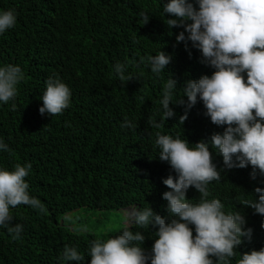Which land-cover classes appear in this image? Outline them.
Instances as JSON below:
<instances>
[{"label": "trees", "instance_id": "trees-1", "mask_svg": "<svg viewBox=\"0 0 264 264\" xmlns=\"http://www.w3.org/2000/svg\"><path fill=\"white\" fill-rule=\"evenodd\" d=\"M167 2L0 0V11L11 9L16 15L15 26L0 34V67L18 65L24 73L17 96L0 101V140L9 148L0 151V168L31 163L25 181L29 194L44 208L41 212L27 205L10 207L11 224L0 226V264H90L91 241L115 237L124 226L108 235L72 229L63 216L77 207L119 209L136 204L137 209L151 207L166 222L173 218L162 198L170 191L163 180L176 174L159 159L155 133L179 136L194 147L213 133L223 134L224 127L211 122L199 98L182 125L178 122L185 107L179 104H170L175 115L162 128L148 123L150 117L161 119L162 87L170 75L178 82L175 102L186 81L215 71L201 62L202 54L191 42L187 49L184 42H177L184 29H169L164 23L173 18L163 12ZM191 2L198 8L195 0ZM141 13L149 15L147 24ZM160 50L171 61L157 76L147 57ZM117 62L126 65L125 76L131 80L119 79L113 70ZM49 77H58L71 91L69 107L52 117L39 112ZM183 99L187 102L186 96ZM125 118L136 127L122 128ZM215 153L213 149L212 157ZM213 161L221 179L208 185V198L219 199L226 213L239 211L244 229H252L251 239L242 237L236 249L231 260L236 264L244 252L264 248V216L242 205L244 199L258 198L254 189H264V176L257 173L253 180L251 165L227 169L222 158ZM186 196L193 203L200 199L194 187ZM17 223L23 230L14 240L8 227ZM130 230L141 231L142 247L150 254L158 226ZM65 245L75 247L84 260L64 261Z\"/></svg>", "mask_w": 264, "mask_h": 264}, {"label": "clouds", "instance_id": "clouds-1", "mask_svg": "<svg viewBox=\"0 0 264 264\" xmlns=\"http://www.w3.org/2000/svg\"><path fill=\"white\" fill-rule=\"evenodd\" d=\"M169 0L163 4L169 29L183 28L177 42H188L202 54V63L214 68L211 76L188 80L182 87L183 95L173 102L177 80L172 75L163 83L160 104L163 113L159 122L149 118L152 128L160 129L164 121L175 115L170 104L184 105L185 114L178 124L187 120L188 110L198 101L206 108L205 115L211 122L224 127L223 134L213 133L208 140H201L190 147L186 139L169 134L155 133L159 147V159L169 163L175 177L163 180L170 191L163 193L168 202L167 210L173 217L170 222L156 214L151 207L125 210V226L115 237L97 238L91 241L88 256L90 264H231L242 237L251 239L252 229L245 230L244 216L239 212L224 211L219 199H209L208 185L221 179L213 159L222 158L227 169L252 167L253 180L257 173L264 176V0ZM143 25L149 21L147 13H141ZM16 24L14 10L0 11V34ZM187 33V36L185 35ZM171 35V32L169 33ZM141 57L140 62L143 63ZM150 70L157 76L165 70L171 56L159 51L147 57ZM114 72L123 81L126 65L117 62ZM246 73V79L244 74ZM24 73L18 65L0 67V101L7 103L18 93V84ZM187 97V102L183 97ZM71 91L57 78L49 77L39 108L41 115L55 116L69 107ZM15 108V104H13ZM121 127L134 129L136 125L125 118ZM215 154L212 157V151ZM0 151H9L0 140ZM31 163L15 164L12 170L0 168V226L13 220L10 207L27 205L43 212L41 202L29 194L25 177ZM194 187L200 193L198 202L187 199V191ZM258 198L244 199L242 205L251 207L264 216V189H254ZM129 206V207H130ZM156 227V238L151 253L146 254L141 231ZM194 226L195 235H193ZM264 226V225H262ZM22 224L8 227L14 240L20 239ZM64 261L81 262L84 256L77 249L65 245L61 257ZM215 258V259H213ZM236 264H264V248L244 252Z\"/></svg>", "mask_w": 264, "mask_h": 264}, {"label": "rangeland", "instance_id": "rangeland-1", "mask_svg": "<svg viewBox=\"0 0 264 264\" xmlns=\"http://www.w3.org/2000/svg\"><path fill=\"white\" fill-rule=\"evenodd\" d=\"M119 209H98L92 207H77L64 214L63 219L72 229L90 230L108 235L116 229L125 226V210H131L134 205Z\"/></svg>", "mask_w": 264, "mask_h": 264}]
</instances>
